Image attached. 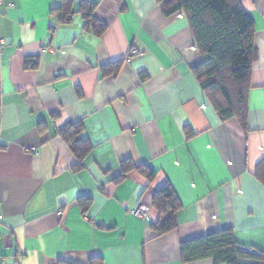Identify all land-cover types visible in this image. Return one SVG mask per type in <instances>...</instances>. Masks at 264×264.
<instances>
[{"label":"crops","instance_id":"crops-1","mask_svg":"<svg viewBox=\"0 0 264 264\" xmlns=\"http://www.w3.org/2000/svg\"><path fill=\"white\" fill-rule=\"evenodd\" d=\"M5 1L0 264H214L184 262L180 245L223 228L264 255V0H241L257 47L244 125L221 120L205 95L185 14L157 0H73L61 24L63 0ZM83 3L102 35L85 28ZM67 121L92 146L83 167L59 135ZM166 183L178 227L157 235L153 197ZM138 206L149 214L134 216Z\"/></svg>","mask_w":264,"mask_h":264},{"label":"trees","instance_id":"trees-1","mask_svg":"<svg viewBox=\"0 0 264 264\" xmlns=\"http://www.w3.org/2000/svg\"><path fill=\"white\" fill-rule=\"evenodd\" d=\"M163 12L172 15L180 12L187 16L201 58L191 68L201 87L221 120L237 119L245 124L247 93L253 63L257 57L255 23L244 9L241 0H157ZM73 0H63L58 8L59 21L68 24L73 16ZM80 12L85 28L102 35L106 25L94 15V6L83 3ZM121 62L115 64V70ZM83 123L67 121L59 135L67 143L77 159L76 167L91 151V144L83 136ZM190 135L192 133H189ZM133 167V165H132ZM131 167V168H132ZM125 172L128 171L124 166ZM150 179L154 173L140 167ZM141 171V172H142ZM81 201H86L81 198ZM153 208L165 220L151 224V230L162 235L178 227L177 212L180 200L173 187L166 183L153 197ZM170 212V213H169ZM169 213V214H168ZM184 262L212 259L214 264H264V255L254 250L248 252L237 242L232 228H223L205 235L183 241L180 245ZM90 264H99L93 260Z\"/></svg>","mask_w":264,"mask_h":264},{"label":"built area","instance_id":"built-area-1","mask_svg":"<svg viewBox=\"0 0 264 264\" xmlns=\"http://www.w3.org/2000/svg\"><path fill=\"white\" fill-rule=\"evenodd\" d=\"M6 1L5 0H0V7L1 6H5ZM10 6H12L11 4H9ZM144 53L137 49V48H132L130 50V57H137V56H142ZM207 106L205 105V108ZM150 212V208L149 207H145V206H138L137 208H135L134 210L131 211V213L136 216V217H145L147 214H149ZM254 252V251H253Z\"/></svg>","mask_w":264,"mask_h":264}]
</instances>
